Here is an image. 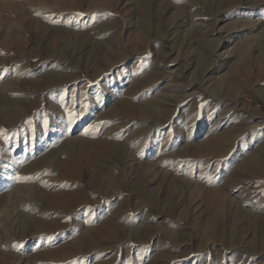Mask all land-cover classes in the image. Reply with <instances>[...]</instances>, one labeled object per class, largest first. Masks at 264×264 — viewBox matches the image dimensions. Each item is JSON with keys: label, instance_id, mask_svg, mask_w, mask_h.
<instances>
[{"label": "rangeland", "instance_id": "obj_1", "mask_svg": "<svg viewBox=\"0 0 264 264\" xmlns=\"http://www.w3.org/2000/svg\"><path fill=\"white\" fill-rule=\"evenodd\" d=\"M0 264H264V0H0Z\"/></svg>", "mask_w": 264, "mask_h": 264}, {"label": "bare ground", "instance_id": "obj_2", "mask_svg": "<svg viewBox=\"0 0 264 264\" xmlns=\"http://www.w3.org/2000/svg\"><path fill=\"white\" fill-rule=\"evenodd\" d=\"M97 231H99V230H97ZM97 231H95V232H97ZM102 232V231H101ZM96 234V233H95ZM97 234H98V232H97Z\"/></svg>", "mask_w": 264, "mask_h": 264}, {"label": "snow or ice", "instance_id": "obj_3", "mask_svg": "<svg viewBox=\"0 0 264 264\" xmlns=\"http://www.w3.org/2000/svg\"><path fill=\"white\" fill-rule=\"evenodd\" d=\"M22 179H30V178H22Z\"/></svg>", "mask_w": 264, "mask_h": 264}]
</instances>
